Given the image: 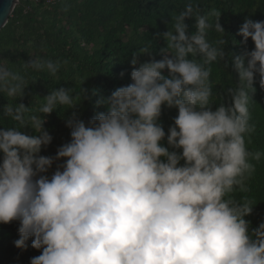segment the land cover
<instances>
[{"label": "clouds", "instance_id": "obj_1", "mask_svg": "<svg viewBox=\"0 0 264 264\" xmlns=\"http://www.w3.org/2000/svg\"><path fill=\"white\" fill-rule=\"evenodd\" d=\"M210 15L217 17L215 31L224 33L221 13ZM191 18L196 31L189 36L185 20ZM212 27L188 3L163 35L164 58L136 69L135 56L149 54L150 47L134 54L133 82L98 100L107 111L88 126L73 113L66 122L71 142L55 158L39 155L52 141L41 116L25 123L30 108L5 107L6 117L36 133L0 130V224L18 220L15 246L26 249L31 238V247L42 250L30 264H264V222L250 232L245 217L253 204L234 197L249 190L252 161L264 155L246 144L255 131L249 105L257 74L264 89V21L246 19L240 28L238 34L245 43L251 38L255 50L232 60L239 83L226 90L231 103L215 111L206 65L225 53L209 42ZM7 65L0 62V93L17 99L28 84ZM24 67L57 76L61 65L37 56ZM86 91L53 90L39 112L73 108ZM165 105L178 109L168 147L158 122ZM60 160L65 163L49 178L46 173Z\"/></svg>", "mask_w": 264, "mask_h": 264}, {"label": "trees", "instance_id": "obj_2", "mask_svg": "<svg viewBox=\"0 0 264 264\" xmlns=\"http://www.w3.org/2000/svg\"><path fill=\"white\" fill-rule=\"evenodd\" d=\"M188 3L197 6L200 14L208 17L213 27L207 38L225 53L224 59L206 65L211 69V109L215 111L221 103L229 105L231 99L226 90L239 83L232 60L246 51L255 50L251 38L245 43L238 33L246 19L264 21V0H57L50 4L45 0H18L0 29V62H7L12 70L21 72L28 85L23 96L17 99L0 93V130L17 127L27 135L36 134L30 125L22 127L20 122L5 116L4 109L9 103L23 104L30 108L24 113V122L30 123L32 115H40L44 130L52 137L51 143L42 147L39 155L55 158L58 149L71 142V129L66 122L73 113L88 126L98 114L107 111L106 105H97L98 100L109 98L116 89L133 82L131 61L134 54L150 47L149 54L135 56L136 69L142 63L164 58L162 50L167 48V42L163 35L173 30L176 16ZM213 11L221 13L219 23L224 33L215 31L217 17L210 15ZM185 24L188 26L186 34H194L195 19H186ZM37 56L59 62L61 67L57 76L46 70L37 72L24 67ZM196 59L203 63L202 57ZM162 75L168 77V70L165 69ZM259 79L257 74L253 85L256 91L249 105L250 124L255 126V131L250 137L246 136V144L249 151L264 153V89L259 87ZM60 88L87 91L73 108L58 106L50 114L40 113L43 99ZM177 116V108L162 106L158 122L165 132L161 142L165 147H168L169 128L174 126ZM64 163V160L55 161L46 175L51 178L57 167ZM252 163L256 171L247 181L249 190L234 193L237 201L246 199L253 204L251 215L245 217L250 222V232L264 222V155L259 162ZM19 227L18 220L0 224V264H30L33 257L42 254V250L31 247V238L26 249L15 246V241L20 238Z\"/></svg>", "mask_w": 264, "mask_h": 264}, {"label": "water", "instance_id": "obj_3", "mask_svg": "<svg viewBox=\"0 0 264 264\" xmlns=\"http://www.w3.org/2000/svg\"><path fill=\"white\" fill-rule=\"evenodd\" d=\"M17 2L18 0H0V29L7 22V19Z\"/></svg>", "mask_w": 264, "mask_h": 264}, {"label": "built area", "instance_id": "obj_4", "mask_svg": "<svg viewBox=\"0 0 264 264\" xmlns=\"http://www.w3.org/2000/svg\"><path fill=\"white\" fill-rule=\"evenodd\" d=\"M55 1H57V0H45V2H46L47 4L53 3V2H55Z\"/></svg>", "mask_w": 264, "mask_h": 264}]
</instances>
